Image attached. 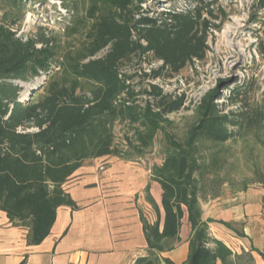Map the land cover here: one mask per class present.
I'll return each instance as SVG.
<instances>
[{"label": "trees", "instance_id": "obj_1", "mask_svg": "<svg viewBox=\"0 0 264 264\" xmlns=\"http://www.w3.org/2000/svg\"><path fill=\"white\" fill-rule=\"evenodd\" d=\"M84 1L85 14L74 20L69 33L85 32L87 41L77 53L69 52L62 64L45 41L17 37L27 6L47 0H0V211L13 225L28 227V244L39 246L50 235L58 208L79 210L64 189L70 178L91 160L125 158L115 143L114 127L126 122L137 125L130 144L138 154L148 151L158 134L166 147L165 159L151 177L161 188L164 215L147 187L156 222L150 224L141 215L148 257L136 264H175L160 256L180 243L185 218L190 236L184 264H241L239 256L210 233L211 221L203 219L201 201L206 193L197 176L208 164L201 143L222 144L235 137L230 127L260 125L264 116L220 115L211 93L181 142L167 128L173 125L168 116L182 109L183 99L172 100L157 85L136 92L131 85L134 77L124 72L126 63L148 55L163 64L145 76L154 80L163 78L164 71L172 77L194 61H204L209 38L222 27L214 23L218 17L212 7L217 0H196L189 11L175 9L156 17L144 10L147 0ZM254 5L264 10V0H254ZM53 64L62 68L63 76L48 80L45 91L21 101V88L13 81L28 82L40 72L49 73ZM144 95L152 101L138 104ZM218 161L212 158L214 165ZM256 182L264 189V178Z\"/></svg>", "mask_w": 264, "mask_h": 264}, {"label": "rangeland", "instance_id": "obj_2", "mask_svg": "<svg viewBox=\"0 0 264 264\" xmlns=\"http://www.w3.org/2000/svg\"><path fill=\"white\" fill-rule=\"evenodd\" d=\"M195 1L147 0L143 8L156 17L162 12L175 9L189 11L196 4ZM65 4L71 9H66ZM74 7L76 11L73 10ZM84 7V0L30 3L25 19L17 29V37L24 41H45V46L47 44L55 53V61L63 64L69 52L77 53L87 41L85 32L75 36L69 33L74 20L85 14ZM212 9L218 17V21L214 23L222 24V27L209 38L210 51L204 61H194L172 77H168L169 73L164 71L163 78L158 80L145 77L163 66L152 55L136 57L124 67V72L134 77L131 85L136 92L149 90L150 85H157L172 100L183 99L182 109L168 116L173 125L167 128L181 142L197 122L199 105L211 93H215L214 103L218 106L220 115L232 118L242 114L247 117L257 114H261L262 118L264 116V10L258 11L254 0H217ZM37 47L41 48L42 45L38 44ZM105 53L106 49L97 58ZM50 67L49 73L40 72L39 76L28 82L13 81L21 88V101L26 102L37 92L45 91L43 87L49 83L48 80H59L63 76L62 68L58 65ZM233 90L239 91V95L234 94ZM149 101H152L150 96L138 97V104L143 105ZM136 128L137 125L132 126L126 122L116 124L115 143L124 153L126 159L123 160L144 167L152 177L154 167L161 166L165 159L163 135L158 134L153 146L140 155L130 144V140L135 141ZM229 130L235 133L231 140L222 144L209 140L201 143L205 162L208 164L207 169L197 176L206 193V198L201 201L202 208L209 200L236 196L255 189L264 190L256 182L264 178V121L260 125L247 123L243 128L235 126ZM213 157L219 159L218 165L213 164ZM99 165L108 168L105 162H100ZM210 233L214 235L211 229ZM247 263L249 264L248 260Z\"/></svg>", "mask_w": 264, "mask_h": 264}, {"label": "crops", "instance_id": "obj_3", "mask_svg": "<svg viewBox=\"0 0 264 264\" xmlns=\"http://www.w3.org/2000/svg\"><path fill=\"white\" fill-rule=\"evenodd\" d=\"M100 162L108 165L105 172H100ZM147 187L163 216L161 188L150 171L117 157L87 162L64 187L79 210L58 208L54 227L39 246L28 244V227L13 225L0 211V264H136L148 257L141 215L150 224L156 222ZM202 210L214 236L241 264H264V190L209 200ZM183 220L180 243L161 259L175 264L187 260L190 226Z\"/></svg>", "mask_w": 264, "mask_h": 264}, {"label": "built area", "instance_id": "obj_4", "mask_svg": "<svg viewBox=\"0 0 264 264\" xmlns=\"http://www.w3.org/2000/svg\"><path fill=\"white\" fill-rule=\"evenodd\" d=\"M106 169H107V167H106V166H101V167L99 168L100 172H105V171H106Z\"/></svg>", "mask_w": 264, "mask_h": 264}]
</instances>
